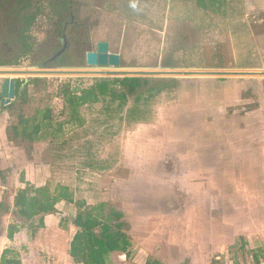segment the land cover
Segmentation results:
<instances>
[{"label":"rangeland","instance_id":"1","mask_svg":"<svg viewBox=\"0 0 264 264\" xmlns=\"http://www.w3.org/2000/svg\"><path fill=\"white\" fill-rule=\"evenodd\" d=\"M16 1L0 4V68L33 70L51 54L49 44L64 17L55 8L65 0H32L30 12H41L24 42L30 50L19 55V48L16 59L9 60L8 49L15 46L19 30L24 33V24L18 26L24 13L17 11ZM73 1L77 26L69 34L75 50L71 64L77 67L85 68L86 53L95 51L99 42H108L111 52L121 56L118 71L264 73V0ZM24 44L18 43L21 48ZM101 79L124 78H16L17 96H24L13 106L0 108V258L9 249L22 264H86V254L93 248L90 232L100 233L90 208L105 204L108 211L124 213L129 242L128 255L113 252L107 264H154L146 257L156 249L171 263L173 226H205L211 204L195 205L192 200L201 179L214 190L217 183L222 186L214 193L211 211L233 192L231 200L236 202L237 189L244 191L240 202L245 206L249 192L259 196L256 207L264 203V167H250L247 174V168L208 167L207 159L220 153L212 147L209 153L199 150L208 157L198 168L188 162L187 152L179 151L183 135L201 145L213 137L222 143L232 125L218 121L219 116L235 113L245 121L244 114L261 112L260 118L251 120L262 127L258 138L264 144V76L149 77L121 108L119 101L102 98L81 109L83 126L69 123L63 89L80 94ZM48 110L52 125L42 131L44 140L31 143L14 137L12 128L21 117L35 122L39 112ZM27 183L52 193L65 186L75 202L59 203L56 214L27 219L14 207L17 191ZM76 201L86 206L78 209ZM80 215L84 223L77 222ZM11 225L19 227L12 240ZM120 239L119 234L114 242ZM228 247L223 264H256L264 257V241L248 244L239 239Z\"/></svg>","mask_w":264,"mask_h":264},{"label":"crops","instance_id":"2","mask_svg":"<svg viewBox=\"0 0 264 264\" xmlns=\"http://www.w3.org/2000/svg\"><path fill=\"white\" fill-rule=\"evenodd\" d=\"M228 85L226 84L225 87L227 88ZM238 115L240 114L219 116L218 121L227 120L232 125L229 127L231 129L224 132L226 135L222 143L219 140H213L215 138L213 137V139L206 138L203 140L204 145H201L198 142H193V139H186L183 135L180 138L182 141H180L179 151L183 152L182 154L187 152L190 155L186 157L189 158L187 159L188 162L198 168L203 167L200 161L208 157L207 154L200 155L199 150L205 148L206 153H209L208 150L212 147L216 153H220L214 158L207 159L208 167L247 168L244 171L246 174L250 167L253 169L264 167V144L258 138L263 130L260 126H254L251 120L255 117L260 118L262 114L261 112L257 114L254 112L246 113L242 117L246 122L241 120V115ZM250 120L251 125L247 124ZM213 143L222 145L217 147L211 145ZM184 160L186 159L184 158ZM208 184L209 181L206 178L201 179L198 185L193 188L194 193H192L194 197L192 200L195 201V205L198 203L199 205L211 204V213L209 212L205 217V226H173L171 263H168L170 260L157 253L158 249L147 254V262L152 260L160 264H212L213 261H216V264H223L227 259L228 246L232 243L235 244L236 240L243 239L248 244L264 241V203L258 207L255 206V200H258L259 197L258 194L249 192V201L247 202L249 205L245 206L244 203L240 202V197H243L244 191L237 189L239 194L235 197L236 202L231 200L235 196L233 194L235 192H233L225 196V201L220 200L218 207L211 211L214 193L222 186L217 183V188L214 190L212 185L208 186ZM224 187L228 188V186ZM209 191L211 192L210 196H208ZM240 191L243 194H240ZM204 209L206 208L204 207ZM208 216H210V222L207 220ZM212 216L216 217L213 218Z\"/></svg>","mask_w":264,"mask_h":264},{"label":"trees","instance_id":"3","mask_svg":"<svg viewBox=\"0 0 264 264\" xmlns=\"http://www.w3.org/2000/svg\"><path fill=\"white\" fill-rule=\"evenodd\" d=\"M0 0V4H2ZM16 9L24 13V33L23 36L28 40L27 32L34 26L35 21L40 15L41 10L36 9L31 13L33 8L32 0H17ZM26 52L30 50V44H25ZM149 80L145 78H124V79H101L97 80L94 87L82 91L80 94L63 89L62 98L66 105V109L70 112L69 123L76 126H83L85 120L81 115V109L86 105L97 104L102 98H110L112 103L119 101L120 108L125 105L128 97L142 87L143 84H148ZM28 86V85H27ZM27 86L23 90L26 93ZM120 87L125 92L117 93L115 88ZM18 95L16 99L22 98ZM142 97L138 98V101ZM14 103V102H13ZM13 106L10 105L5 109ZM51 111L39 112L35 122L29 118L21 117L18 125L12 128L14 137L22 141L38 143L45 139L42 131L48 130L52 125ZM63 201H74V194L65 186H58L56 192L52 193L48 188H36L27 183V187L17 191L14 199V207L17 213L25 216L27 219H34L41 215H50L57 213V205ZM76 206L81 209L86 206L83 201H76ZM2 207V205H0ZM89 214L94 217V227L100 229V233L90 232L93 248L86 254V264H107L109 256L113 252L123 251L128 255L129 247L128 237L124 233L127 229L125 215L115 209L108 208L105 204L91 207ZM77 222L84 223L85 219L82 215L76 218ZM8 238L14 239L15 234L19 231V227L11 225L9 227ZM121 235L119 241L114 242L117 235ZM0 264H22L19 255L9 249H6L1 258ZM154 264H160L155 262Z\"/></svg>","mask_w":264,"mask_h":264},{"label":"water","instance_id":"4","mask_svg":"<svg viewBox=\"0 0 264 264\" xmlns=\"http://www.w3.org/2000/svg\"><path fill=\"white\" fill-rule=\"evenodd\" d=\"M88 67L84 70H71L77 68H56L47 69L43 66L40 69L33 70H3L0 75H10L3 81L0 77L1 100L0 107L5 108L13 104L17 98V75L22 76H101V77H121V78H149V77H263L264 73L260 72H148V71H118L120 70V57L117 54L109 53L107 43H99L97 52L87 54ZM115 69L113 71L105 70H88L95 68ZM12 69V68H0ZM28 83L25 80L24 85Z\"/></svg>","mask_w":264,"mask_h":264},{"label":"flooded vegetation","instance_id":"5","mask_svg":"<svg viewBox=\"0 0 264 264\" xmlns=\"http://www.w3.org/2000/svg\"><path fill=\"white\" fill-rule=\"evenodd\" d=\"M74 1L73 0H65L63 1L62 5L60 7L55 8V13H57V11H61L62 15H64V17L61 19L60 24H61V28L59 31H55V34L52 36L51 42L49 44L50 46V55L46 56L45 58L42 59V61L35 65L34 68L35 69H40L43 66H45L47 69H56V68H77V69H85L88 67L87 65V54L90 52L86 53L85 56V68L83 67H77L75 65H72L71 60H72V55L75 54V50H74V45H73V40L70 36V28L77 26L76 21V14L74 12ZM18 11V10H17ZM66 12V13H65ZM69 12V13H68ZM20 14V13H18ZM10 16V15H9ZM15 16V15H14ZM13 16V17H14ZM15 18V17H14ZM23 22H19L18 26H21V24H24V16H23ZM59 33V34H58ZM18 40H16V42H14L13 44V48H9V55L7 56V58H9V60H14L16 59L18 53H19V48L20 53L19 55L23 52H26V48H25V38L23 36V33L21 32V30H19V36L17 38ZM18 43L21 45V43L24 44V48H21ZM102 43V42H99ZM98 43V44H99ZM103 43H107L109 45V53L110 54H116V53H112L111 52V46L108 42H103ZM97 44V47H98ZM97 47L95 51H91V52H97ZM119 55V54H117ZM120 57V67L119 69H121V56ZM2 68H5L4 66H2ZM96 69V68H95ZM97 69H101V70H105L103 68H97ZM2 70H6V69H2Z\"/></svg>","mask_w":264,"mask_h":264},{"label":"bare ground","instance_id":"6","mask_svg":"<svg viewBox=\"0 0 264 264\" xmlns=\"http://www.w3.org/2000/svg\"><path fill=\"white\" fill-rule=\"evenodd\" d=\"M6 70H16V69H6ZM71 70H80V69H71ZM82 70V69H81ZM88 70H101V69H88ZM115 69H105V71H113ZM121 70V69H120ZM0 71H3L2 69H0ZM179 71V70H178ZM160 72V71H159ZM22 75H17V77H20ZM0 77H10V75H0ZM16 77V78H17Z\"/></svg>","mask_w":264,"mask_h":264},{"label":"built area","instance_id":"7","mask_svg":"<svg viewBox=\"0 0 264 264\" xmlns=\"http://www.w3.org/2000/svg\"><path fill=\"white\" fill-rule=\"evenodd\" d=\"M259 259L260 260H258V263L256 264H264V257H260Z\"/></svg>","mask_w":264,"mask_h":264}]
</instances>
